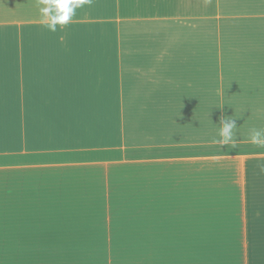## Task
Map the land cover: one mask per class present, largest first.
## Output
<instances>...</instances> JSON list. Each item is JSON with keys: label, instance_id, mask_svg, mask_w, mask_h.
Segmentation results:
<instances>
[{"label": "crops", "instance_id": "0c3cea01", "mask_svg": "<svg viewBox=\"0 0 264 264\" xmlns=\"http://www.w3.org/2000/svg\"><path fill=\"white\" fill-rule=\"evenodd\" d=\"M224 116L236 147L214 142ZM252 127L264 0H92L56 32L37 0H0V264H264Z\"/></svg>", "mask_w": 264, "mask_h": 264}, {"label": "clouds", "instance_id": "9594fccd", "mask_svg": "<svg viewBox=\"0 0 264 264\" xmlns=\"http://www.w3.org/2000/svg\"><path fill=\"white\" fill-rule=\"evenodd\" d=\"M37 3L43 27L50 32H56L58 26H67L75 17L77 10L85 5H90L92 0H37ZM179 115L180 112L177 116ZM219 125L218 139H214V142L227 147L230 145L231 148L236 147V120L224 116ZM249 139L251 143L257 146H264V128L252 127L249 129ZM260 167L264 168V165H260Z\"/></svg>", "mask_w": 264, "mask_h": 264}, {"label": "rangeland", "instance_id": "374dc122", "mask_svg": "<svg viewBox=\"0 0 264 264\" xmlns=\"http://www.w3.org/2000/svg\"><path fill=\"white\" fill-rule=\"evenodd\" d=\"M8 264H135L131 258H145V262L152 258V264H162L164 254H136L138 257H132L133 254H127L122 261H116L117 256L124 254H100V253H72V252H51V253H24V254H5ZM113 258V261L112 259ZM2 260V259H0ZM147 260V261H146ZM3 262V261H2ZM5 264V263H2Z\"/></svg>", "mask_w": 264, "mask_h": 264}]
</instances>
